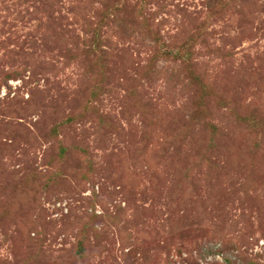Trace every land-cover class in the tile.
Returning <instances> with one entry per match:
<instances>
[{"label": "rangeland", "instance_id": "rangeland-1", "mask_svg": "<svg viewBox=\"0 0 264 264\" xmlns=\"http://www.w3.org/2000/svg\"><path fill=\"white\" fill-rule=\"evenodd\" d=\"M0 264H264V0H0Z\"/></svg>", "mask_w": 264, "mask_h": 264}]
</instances>
